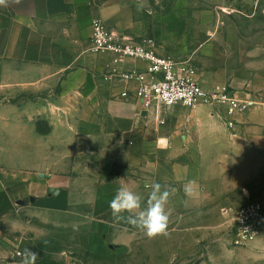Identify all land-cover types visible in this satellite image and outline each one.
<instances>
[{"label": "crops", "instance_id": "crops-1", "mask_svg": "<svg viewBox=\"0 0 264 264\" xmlns=\"http://www.w3.org/2000/svg\"><path fill=\"white\" fill-rule=\"evenodd\" d=\"M98 19L136 40L155 36L122 0H7L0 5V215L20 208L30 219L67 221L79 232L76 224L87 211L89 228L110 233L109 203L121 186L140 195L141 207L151 185L169 190V223L192 222L196 213L205 219L206 207L238 201L241 189L264 198V90L255 81L264 65L256 66V52L248 53L246 76L225 78L249 103L233 118L230 132L222 107L145 110L136 96L138 83L111 75V69L144 70L146 63L123 59L114 64L113 54L93 52ZM158 39L160 55L191 60L184 46L191 36L178 46L163 35ZM113 139L124 151L119 159L111 156ZM84 153L87 171L81 174ZM117 226L114 237L123 244L144 236L127 224ZM168 231L163 237L178 234ZM183 235L191 249L187 262L250 264V255L257 253L264 264V230L248 248H234L224 236L204 246L191 229ZM213 248H220L221 257L212 256ZM161 252L165 248L157 241L155 253Z\"/></svg>", "mask_w": 264, "mask_h": 264}, {"label": "rangeland", "instance_id": "rangeland-1", "mask_svg": "<svg viewBox=\"0 0 264 264\" xmlns=\"http://www.w3.org/2000/svg\"><path fill=\"white\" fill-rule=\"evenodd\" d=\"M122 1L135 10L137 20H141L145 28L155 30V36L150 34L147 37H155L157 44L161 35L176 43V46L183 45L185 36H191V40L184 44L189 49L185 57L191 59L199 80H205L212 89L229 87L230 83L225 80L227 75L239 73L246 76L248 64H251L248 53L253 50L257 54L256 66L262 68L264 65V0ZM138 5H143L141 11L137 10ZM203 25L207 29H201ZM263 74V68L257 69L255 81L264 90ZM229 131L233 132L231 128ZM98 145L103 147L107 143L99 142ZM123 153L118 142L113 139L112 158L119 159ZM81 163V174H86V153L81 155ZM147 194L142 208L147 206L150 193ZM239 194V200L234 199V203L206 207L205 219L200 220L199 213H196L197 218L192 222L169 223L168 230L178 233L175 237L150 239L144 234L143 237L129 238L124 244L121 242L123 239L114 237L120 231V226H117L120 223L114 220L110 235L109 231L89 228L92 226L86 223L88 213L85 211L76 224L80 228L77 232L75 226L67 221H48L37 217L30 219L18 208L0 215V264H20L19 253L25 248L40 254L36 264H155V261L156 264H198L197 259L187 262L191 257V249L185 247L188 239L184 237L183 231H195L198 241H203L204 246H213L223 236V240L230 243L228 230L236 211L252 201L264 202L262 197H249L244 189ZM89 229L94 230L95 235ZM127 229L136 230L128 224ZM157 241L165 248V252L160 255L155 253ZM168 247H172L173 251L168 253ZM213 249L212 256L221 257L220 248ZM257 256V253L250 255L249 263L259 264L262 259ZM211 263L215 264L213 261Z\"/></svg>", "mask_w": 264, "mask_h": 264}, {"label": "built area", "instance_id": "built-area-1", "mask_svg": "<svg viewBox=\"0 0 264 264\" xmlns=\"http://www.w3.org/2000/svg\"><path fill=\"white\" fill-rule=\"evenodd\" d=\"M96 53H111L113 63L123 59L140 60L146 63L144 70L111 69V75L123 81H136L137 98L145 110L162 106L166 110L177 105L195 108L206 105L222 107L228 117L230 128L235 126L233 118L247 109L249 103L238 98L234 88L224 86L205 89L198 80L195 67L188 61H177L158 52L155 38L139 40L125 36L98 19L93 25L92 49ZM124 96H127L124 93ZM264 230V202L252 201L239 208L228 230L230 245L245 248L254 243Z\"/></svg>", "mask_w": 264, "mask_h": 264}, {"label": "clouds", "instance_id": "clouds-1", "mask_svg": "<svg viewBox=\"0 0 264 264\" xmlns=\"http://www.w3.org/2000/svg\"><path fill=\"white\" fill-rule=\"evenodd\" d=\"M6 4L7 0H0V5ZM142 9L143 5H138L137 10ZM151 188L147 206L144 208L141 207L140 195L125 186L117 189L109 203L114 222L131 225L150 239L169 235V212L166 206L170 196L169 190H162L159 183L151 185ZM19 255L20 264H36L40 254L31 248H25Z\"/></svg>", "mask_w": 264, "mask_h": 264}]
</instances>
